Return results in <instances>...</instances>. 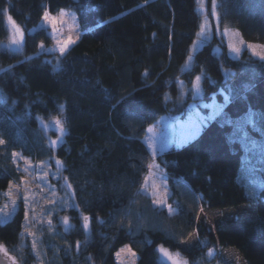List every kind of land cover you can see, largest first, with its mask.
<instances>
[{"label": "trees", "instance_id": "trees-1", "mask_svg": "<svg viewBox=\"0 0 264 264\" xmlns=\"http://www.w3.org/2000/svg\"><path fill=\"white\" fill-rule=\"evenodd\" d=\"M214 1L221 29L264 44V0ZM61 9L77 13L82 37L64 56L41 53L42 44L54 41L37 27L45 10ZM8 15L24 32L20 51L2 45L10 35ZM202 21L198 0H0V191L21 181L13 156L20 152L60 166L74 192V205L44 228L45 264H118L125 245L138 264H170L161 247L189 264H212V250L231 248L247 264H264V189L252 196L240 181L244 149L233 132L252 110L264 128V60L247 50L232 58L214 30L185 67ZM197 77L202 101L229 99L195 140L157 157L168 176L171 214L141 192L153 161L143 139L163 116H186ZM57 118L67 132L55 147L40 119ZM243 205L255 206L257 217L223 219L214 229L200 222L203 209ZM25 222L22 205L11 220L0 219V245L23 264H36L30 239L22 249ZM194 234L196 245L184 250Z\"/></svg>", "mask_w": 264, "mask_h": 264}, {"label": "rangeland", "instance_id": "rangeland-1", "mask_svg": "<svg viewBox=\"0 0 264 264\" xmlns=\"http://www.w3.org/2000/svg\"><path fill=\"white\" fill-rule=\"evenodd\" d=\"M198 3L199 12L203 19L202 26L199 32L200 34L192 46V52L185 67L192 64L195 60L197 51L201 49L205 43L212 40L214 30H216L219 36L225 38L232 58L240 59L242 54L247 50L254 58L264 60V58H260L264 57V44L245 40L238 30L221 29L216 1L213 0V2L209 4V0H198ZM213 4L215 5L214 11ZM64 12L65 15L62 18L63 22L57 24L55 32H53L51 23L44 19L37 27L48 29L54 41V45L51 47H46L42 44L40 46L41 53H58L64 56L80 41L82 31L77 13L73 10H64ZM59 13H50V15L59 18ZM15 25L20 29L19 32H17L8 21L10 35L8 41L3 42L2 45L5 48L20 51L24 44V32L20 26L16 23ZM69 37H72L74 42L68 46L65 53L61 54L59 49L63 44L58 43V41L62 42ZM234 49H239V51H234ZM181 85L183 86V90H185L187 87L185 82H181ZM189 91L193 92L195 101L191 104L186 116H163L158 122L148 128L143 139L152 155L153 161L150 164L152 167H149L141 192L151 196L154 202L162 200L163 204L155 203V205L160 208H168L171 214L176 212V209L169 205V198L172 193L168 183V176L158 164L157 157L172 147L180 148L195 140L201 134L205 126L209 125L220 116L229 99L226 98L225 95V102H220L217 98H214V100L209 103L202 101L201 77H197L194 80L193 86L189 88ZM186 92L187 91H185V93ZM197 114H199L198 117ZM189 117L197 118L198 128L194 131L190 129L186 130L185 135L190 138L182 139L179 126L186 123ZM40 123L48 136V143L55 147L58 146L63 141L67 132L63 119L57 118L51 121L40 119ZM149 129H151V131H149ZM233 132L235 138L241 141L244 149L243 158L245 170L240 176V181L249 190L250 195H258L264 189V179L259 172L262 168L261 165L264 164V128L260 125V122H257L256 112L252 110L248 115L237 119L234 123ZM53 141H56V143L53 144ZM14 160L22 177L20 182H13L7 190L0 191V219L3 222L11 220L22 205L24 211H27L22 249L27 246V241L30 239L32 246L35 245L33 249L38 260L36 264H45L47 253L43 241L44 228H52L51 225L54 215L74 205L73 188L68 181L61 179L60 166L56 169L55 165H53L50 160L41 161L37 158L33 159L20 152H17ZM245 163L249 164L245 165ZM46 171L49 173L47 178L41 180L40 177ZM9 193H11V195H9ZM25 195L28 196L27 208L23 199ZM14 200L16 201L15 205H13ZM231 217H241L244 219L256 218L257 209L255 206L250 205H243L236 209L225 210L203 209L201 210L199 219L200 222L206 221V223L214 229L218 221ZM49 221H51V224H49ZM61 222H63L66 227L70 225L69 219L65 220V218H61ZM197 241V236L194 234L186 242L182 243L181 246L184 250H190L196 245ZM120 250L118 252H120ZM132 250L136 252L133 248ZM0 253L6 254L2 247H0ZM169 254L176 259L179 264H189L188 260L182 256L181 253L169 252ZM210 255L217 259L212 264H222L220 263L221 259L224 260V264H247L241 253L235 248L212 250ZM163 257L171 264L167 256L163 254ZM116 259L118 264H131L133 259H135L136 264H138V255L132 257L127 251L121 252L119 256L116 255ZM10 261L11 264H21L17 255L11 257Z\"/></svg>", "mask_w": 264, "mask_h": 264}, {"label": "snow or ice", "instance_id": "snow-or-ice-1", "mask_svg": "<svg viewBox=\"0 0 264 264\" xmlns=\"http://www.w3.org/2000/svg\"><path fill=\"white\" fill-rule=\"evenodd\" d=\"M214 10H215V5L213 4V11H214ZM64 15H65V12H64L63 9L60 10L59 18H58L57 16L50 15V10H45V12H44V20H45V21H48V22L51 23L52 28H53V32H55V31H56V26H57V24L63 22V19H62V18L64 17ZM7 19H8V21H9V23H11V24L13 25V27L15 28V30H16L17 32H19L20 29L15 25V22H14L13 18H12L11 16H8ZM199 34H200V33H199ZM13 42H15V41H13ZM73 42H74V41L72 40V37H69L67 40H64V41H62V42L58 41V43H62V44H63V46L59 49L60 52H61V54L65 53V51L67 50L68 46H69L70 44H72ZM234 51H239V49H234ZM254 54H255V53H254ZM260 58H264V57H260ZM63 107H64V106L61 105V108H63ZM198 116H199V114H197V117H198ZM201 119H202V118H201ZM179 127H180L181 138H182V139H188V138H190V137H189V136H186V135H185V132H186V130H189V129L194 131L195 129L198 128L197 118H196V117H189L188 121H187L186 123H184V124H181ZM149 131H151V129H149ZM4 143H5L4 140H0V145H2V144H4ZM55 143H56V141H53V144H55ZM16 155H17V153L14 152V153H13V156H16ZM56 164H57V166H59V165H60V161L57 160V161H56ZM149 167H152V165H149ZM48 174H49V173H48L47 171L44 172L43 175L40 177V179H41V180L46 179L47 176H48ZM9 195H11V193H9ZM23 199H24L25 206H26V208H27V205H28V196L25 195V196L23 197ZM15 203H16V201L14 200V201H13V205H15ZM155 203L163 204V201H162V200H161V201H155ZM25 218L27 219V211L25 212ZM84 219L87 220L88 217H85ZM65 220H67V218H65ZM49 224H51V221H49ZM85 227H87V224L85 225ZM0 247H2V246H0ZM33 247H35V245H33ZM124 251H127L128 254H129L130 256H132V257H136V256H137V253L134 252V251L132 250V248H131L129 245H125L124 248H122V249L120 250V252H117V253H116V255L119 256L120 253H121V252H124ZM160 251H161L165 256L168 257V259L171 261V264H179V262H178L176 259H174V258L169 254V252H168L167 250H165L163 247L160 248ZM131 264H136L135 259H133V260L131 261Z\"/></svg>", "mask_w": 264, "mask_h": 264}, {"label": "flooded vegetation", "instance_id": "flooded-vegetation-1", "mask_svg": "<svg viewBox=\"0 0 264 264\" xmlns=\"http://www.w3.org/2000/svg\"><path fill=\"white\" fill-rule=\"evenodd\" d=\"M0 246H2V249H4V250H5V253H6V254H1V253H0V258L3 257L5 260L8 261L9 264H11L10 259H11V257H14L15 255H13V254L9 251V249H8L7 247H5L4 245H0ZM9 258H10V259H9ZM19 261H21V262H20L21 264L23 263V260H19Z\"/></svg>", "mask_w": 264, "mask_h": 264}, {"label": "water", "instance_id": "water-1", "mask_svg": "<svg viewBox=\"0 0 264 264\" xmlns=\"http://www.w3.org/2000/svg\"><path fill=\"white\" fill-rule=\"evenodd\" d=\"M0 264H9L3 257L0 258Z\"/></svg>", "mask_w": 264, "mask_h": 264}]
</instances>
